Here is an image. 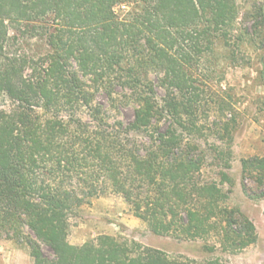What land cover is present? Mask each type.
<instances>
[{
    "label": "trees",
    "instance_id": "1",
    "mask_svg": "<svg viewBox=\"0 0 264 264\" xmlns=\"http://www.w3.org/2000/svg\"><path fill=\"white\" fill-rule=\"evenodd\" d=\"M239 17L236 0H0V240L27 246L34 264L192 263L109 235L70 244L78 210L117 194L157 235L197 239L221 224L233 251L256 243L218 184L197 180L181 129L194 115L191 68L230 45ZM20 36L45 51H7ZM123 109L131 119L112 115ZM242 166L264 187V156Z\"/></svg>",
    "mask_w": 264,
    "mask_h": 264
},
{
    "label": "rangeland",
    "instance_id": "2",
    "mask_svg": "<svg viewBox=\"0 0 264 264\" xmlns=\"http://www.w3.org/2000/svg\"><path fill=\"white\" fill-rule=\"evenodd\" d=\"M236 3L240 17L233 36L245 34L246 41L238 42L233 37L226 48L217 41L214 51L205 53L191 68L194 115L181 129H185L186 141L195 146L202 162L197 180L217 183L225 195L221 205L248 217L256 226L259 241L233 251L229 247L232 241L221 236V224L207 237L197 239L180 233L157 235L134 215L122 196L109 194L93 199L73 216L70 244L82 245L109 235L161 250L172 259L191 264H264V197H259L264 187H258L259 175L255 171L244 174L242 166L245 159L264 156V0ZM10 34L16 36L15 31ZM7 51L38 56L45 51V45L39 38L20 36L9 42ZM5 103L0 95V105ZM121 111L124 115L118 111L112 115L132 118V109ZM163 122L167 126L166 119ZM0 248V264H34L27 246L0 240ZM44 250L51 254L47 248Z\"/></svg>",
    "mask_w": 264,
    "mask_h": 264
},
{
    "label": "crops",
    "instance_id": "3",
    "mask_svg": "<svg viewBox=\"0 0 264 264\" xmlns=\"http://www.w3.org/2000/svg\"><path fill=\"white\" fill-rule=\"evenodd\" d=\"M259 241V240H258ZM1 249V248H0Z\"/></svg>",
    "mask_w": 264,
    "mask_h": 264
}]
</instances>
